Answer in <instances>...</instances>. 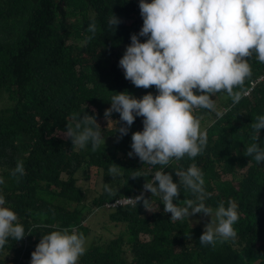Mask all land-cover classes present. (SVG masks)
Instances as JSON below:
<instances>
[{"label": "trees", "instance_id": "obj_1", "mask_svg": "<svg viewBox=\"0 0 264 264\" xmlns=\"http://www.w3.org/2000/svg\"><path fill=\"white\" fill-rule=\"evenodd\" d=\"M112 15L119 21L115 28L109 24ZM92 21L97 32L83 43ZM142 25L139 0H0V176L5 180L0 194L25 229L21 240L10 239L0 250V264H30L42 236L61 228L86 237L78 264H264V162L258 165L246 153L252 143L264 147V129L256 140L252 127L264 115V63L255 54L246 58L252 75L244 83L248 95L238 103L223 92L211 97L217 110L229 108L223 116L194 110L207 131L203 152L164 169L175 183V171L195 163L210 194L205 204L215 209L232 200L238 206L235 240L201 246L199 237L211 218L197 214L189 221H170L160 197L143 187L161 166L128 155L131 136L143 130L144 118L136 117L129 127L118 113H112L115 124L109 126L104 117L115 93L137 99L158 94L155 86H134L119 67L132 35L146 42L138 35ZM85 115L95 118L104 136L95 150L73 146L62 133L75 124L73 116ZM121 127L128 128L127 135L116 131ZM19 161L24 175L17 178L10 173ZM112 164L120 167L119 176H110ZM85 184L95 190L100 184L102 190L91 194ZM104 184L114 191L106 192ZM141 192L156 212L150 214L143 201L137 207H112ZM179 192L174 204L195 199L182 184ZM102 210L110 212L108 221L118 233L108 240L90 239L88 222Z\"/></svg>", "mask_w": 264, "mask_h": 264}, {"label": "clouds", "instance_id": "obj_2", "mask_svg": "<svg viewBox=\"0 0 264 264\" xmlns=\"http://www.w3.org/2000/svg\"><path fill=\"white\" fill-rule=\"evenodd\" d=\"M139 9L143 25L138 35L147 37L146 42L141 43L137 35H132L119 67L134 86L144 89L155 86L158 94L154 97L149 93L137 99L127 92L115 93L104 117L109 126L115 124L109 119L112 113H118L129 127L136 117L144 118L143 130L131 136L132 151L128 155L131 157L134 153L144 164L161 166L143 187L152 197H160L164 213H171L170 221H189L191 216L204 214L211 222L199 237L201 246L215 247L234 241L237 236L234 224L239 219L237 204L229 200L227 207L223 203L215 209L207 206L205 200L210 194L204 187V174L195 163L186 170L175 171L178 177L175 183L164 169L173 160L179 161L185 156L195 158L203 152L207 131L201 127L195 109L215 111L220 118L229 108L217 110L211 97L227 93L236 104L248 95L244 83L252 71L246 58L255 54L264 63V0H151L150 3L139 0ZM118 22L112 15L109 24L115 28ZM86 32L89 35L83 43L96 34L95 21L88 24ZM257 85L258 81L250 92ZM79 116L72 117L76 122L67 124L64 134L73 146L84 149L90 145L95 150L104 143L101 128L93 116L85 115L82 119ZM252 127L257 140L260 130L264 129V115L257 116ZM116 131L123 136L127 135L128 128ZM246 153L258 165L264 162V147L258 143L250 144ZM119 170L113 164L108 169L111 177L119 176ZM10 175L17 178L24 175L22 161ZM4 183L0 176V186ZM181 184L195 199L174 204L180 196ZM104 190L109 194L114 191L109 184H104ZM140 201L150 211L151 199H145L143 192L134 198L117 200L112 207L128 204L137 207ZM5 205V197L0 194V250L10 239L19 241L25 236L17 214ZM86 243L84 234L74 228L53 230L42 236L31 253L30 264H78L87 250Z\"/></svg>", "mask_w": 264, "mask_h": 264}, {"label": "rangeland", "instance_id": "obj_3", "mask_svg": "<svg viewBox=\"0 0 264 264\" xmlns=\"http://www.w3.org/2000/svg\"><path fill=\"white\" fill-rule=\"evenodd\" d=\"M131 23L132 21L126 22L127 25H130ZM62 133H65V130H62ZM83 188L86 190H92L91 194H98L102 190L100 184L97 186L96 190L93 188V186L90 187L89 184H85ZM147 211L152 214L157 211V208L152 206L150 211ZM102 212H104V214L97 213L96 215L92 216L91 220L88 222V225H90L89 229L92 232L90 239L98 236L104 238L105 240H108L112 239V237L118 233V230L114 229L110 221H108V214L110 212H106L105 210H102ZM107 228L111 230V234L107 232ZM145 240L148 241V237Z\"/></svg>", "mask_w": 264, "mask_h": 264}]
</instances>
